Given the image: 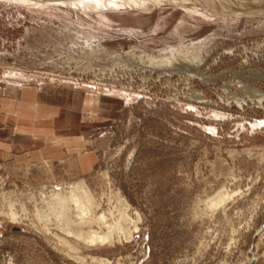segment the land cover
<instances>
[{
	"label": "rangeland",
	"instance_id": "obj_1",
	"mask_svg": "<svg viewBox=\"0 0 264 264\" xmlns=\"http://www.w3.org/2000/svg\"><path fill=\"white\" fill-rule=\"evenodd\" d=\"M190 1L0 0V130L64 141L0 162V264H264V0Z\"/></svg>",
	"mask_w": 264,
	"mask_h": 264
},
{
	"label": "crops",
	"instance_id": "obj_2",
	"mask_svg": "<svg viewBox=\"0 0 264 264\" xmlns=\"http://www.w3.org/2000/svg\"><path fill=\"white\" fill-rule=\"evenodd\" d=\"M33 90V89H32ZM13 94H19L20 89H13ZM29 95H31V98H27L26 100L23 99L24 101L18 102L17 99L12 98L7 99V102L9 104L15 105V103L19 104L21 106H27L28 108L33 106L34 110L31 108H27V111L21 108H17L16 113L20 115V113H26L29 114L28 116L30 118H35L37 116L43 117L44 114H42L41 110V101L35 102L36 96H35V91H28ZM25 94V93H24ZM35 98V99H34ZM37 110V112H36ZM14 112V108L12 109ZM45 116V115H44ZM9 116L8 118H10ZM14 117V116H13ZM11 117L10 120L12 122H16L15 118ZM27 117V118H29ZM18 128H20V124H18ZM30 128H33L34 133L32 134H17L13 136L11 130L9 128H3L0 130V162H4L6 158H11V156H14V152H22V151H30V153L37 155L41 158H49L52 156L53 150L60 154H63V149H64V141L61 139V137L54 138L52 136V131L51 125L44 123L37 125V123H34ZM55 146V147H54ZM55 148V149H53ZM32 150V151H31ZM24 155L21 157L20 155L15 156V158H23ZM82 158H85L83 155L81 156ZM89 161V160H88ZM85 162V160H84ZM85 168H90V162H85L84 163Z\"/></svg>",
	"mask_w": 264,
	"mask_h": 264
},
{
	"label": "bare ground",
	"instance_id": "obj_3",
	"mask_svg": "<svg viewBox=\"0 0 264 264\" xmlns=\"http://www.w3.org/2000/svg\"><path fill=\"white\" fill-rule=\"evenodd\" d=\"M155 1H177V0H155ZM189 1L190 0H183V1L181 0V3H183V4L186 5V3L188 4ZM240 6H242V7H240ZM202 8L204 10V13H205V11L206 12L213 13V9H211L208 6H202ZM230 8H232V5L225 4V3L222 4V5H219V7H218V9L223 10V11L228 10ZM233 8L236 11H239L240 13L242 12V10H244V9H242L243 8V5L242 4H240V5L239 4H235L233 6ZM55 198H56L55 203L58 205L56 207H58L60 209L59 211H56V212H58V216L57 217L64 218V219H66L65 221L73 222V220H71V216H69L70 215V211L72 209L70 207V205H69L70 202H73L75 204V206H76L75 207L76 208L75 211H77L78 215H80V222L77 223V224H80V225H82V224H84V225L85 224H88L90 226L92 223H96V221H97L100 225H102L101 223H103V221H105L104 220V218H105L104 215H101V214L99 216H97V214H94L93 215V213L95 211V208L98 206V203L96 202V199L94 198V196L90 192V189L88 188L87 184L84 181H80L79 183L75 184L72 187L71 192L69 193V195H62V194L56 193L55 194ZM224 199L225 198L222 197L221 199L218 200V202L213 203V205H218V203L219 202L220 203L223 202ZM124 202H125V200H124ZM54 210H56V209H54ZM91 215H93V216H91ZM120 218H122V219L124 218L125 220L128 219V214H127V212H126L125 209L121 211V217ZM68 222H67L68 227L67 226L64 227V225H62L64 223L61 224L62 227H64L62 229H64V230L67 229L68 232H70L68 234L73 233L77 237H79V238H81L83 240L92 242V243L112 241L113 235H112V231H110V230H108L106 233L105 232L104 233H101V232H98V230L96 231L93 228H89L87 230H84L81 227L80 228H77V229L76 228L73 229L72 228V225H69L71 223H68ZM111 225H113V224H111ZM113 227H115V226H113ZM108 228H110V226ZM121 228H122V226L117 225L115 231L120 230ZM67 230H66V232H67ZM102 263H103V261H102Z\"/></svg>",
	"mask_w": 264,
	"mask_h": 264
}]
</instances>
